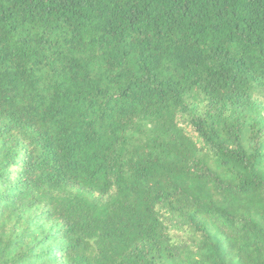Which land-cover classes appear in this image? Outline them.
I'll use <instances>...</instances> for the list:
<instances>
[{"label": "trees", "instance_id": "obj_1", "mask_svg": "<svg viewBox=\"0 0 264 264\" xmlns=\"http://www.w3.org/2000/svg\"><path fill=\"white\" fill-rule=\"evenodd\" d=\"M262 106L264 0H0V264H264Z\"/></svg>", "mask_w": 264, "mask_h": 264}, {"label": "rangeland", "instance_id": "obj_2", "mask_svg": "<svg viewBox=\"0 0 264 264\" xmlns=\"http://www.w3.org/2000/svg\"><path fill=\"white\" fill-rule=\"evenodd\" d=\"M262 110H263V112H264V106H262ZM189 131H192L191 129H189ZM45 209H46V207H39L38 209H36V210H34L33 211V216H35V215H37V214H41L42 212H44L45 211ZM47 229L50 231V230H54V231H56L55 229H54V224H50V225H48L47 226Z\"/></svg>", "mask_w": 264, "mask_h": 264}]
</instances>
